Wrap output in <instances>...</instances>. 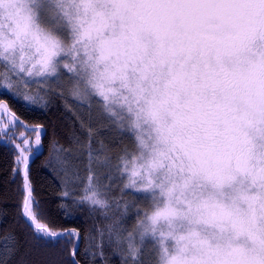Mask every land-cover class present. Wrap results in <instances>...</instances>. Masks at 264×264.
I'll use <instances>...</instances> for the list:
<instances>
[{"label": "clouds", "instance_id": "obj_1", "mask_svg": "<svg viewBox=\"0 0 264 264\" xmlns=\"http://www.w3.org/2000/svg\"><path fill=\"white\" fill-rule=\"evenodd\" d=\"M44 7L60 34L36 71H70L134 139L132 264H264V0H0V37L42 39ZM85 199L111 211L94 182Z\"/></svg>", "mask_w": 264, "mask_h": 264}, {"label": "trees", "instance_id": "obj_2", "mask_svg": "<svg viewBox=\"0 0 264 264\" xmlns=\"http://www.w3.org/2000/svg\"><path fill=\"white\" fill-rule=\"evenodd\" d=\"M0 84L10 86L0 88L4 94L0 96V103L8 109L0 110V264H74L70 255L73 244L62 241L59 245L51 246L36 240L20 213V178L11 175L16 153L8 141L15 144L16 140H20L17 137L23 134L35 139L37 133L9 121V113L30 127L42 126L47 130L46 135L41 134L39 149L31 153L30 175L48 219L57 229L79 231L81 241L76 252V264H132L129 256L123 258L126 244H118L115 237L117 234L127 235L132 230L133 221L138 215V202L130 193L119 190L122 180L114 172L116 162L125 152L133 149L132 135L121 133L96 99L81 101L62 88L55 90L51 87L45 92L40 89L36 91L34 86L26 89L23 85L30 83L23 82L4 64H0ZM53 92L62 95H53ZM23 96L34 100L28 101ZM45 102L47 108H42ZM8 130L14 132L13 137ZM73 135L79 138V143L69 139ZM98 143L106 144L105 150L110 152L111 175L107 176L111 178L110 194L113 200L123 197V194L129 196L131 201L126 217L121 215V208L111 202L115 203L112 212L116 215L111 219V227L106 225L99 210L80 202L87 176L93 172L88 167L89 151L94 157L93 151ZM58 147L63 151H56ZM61 181L65 182L63 186ZM63 191H68L69 196L61 200ZM60 203L66 206L65 210L70 215H62L57 208ZM141 204L146 205V202ZM6 246L14 250L11 256L7 254ZM142 264H149L147 252L143 254Z\"/></svg>", "mask_w": 264, "mask_h": 264}, {"label": "snow or ice", "instance_id": "obj_3", "mask_svg": "<svg viewBox=\"0 0 264 264\" xmlns=\"http://www.w3.org/2000/svg\"><path fill=\"white\" fill-rule=\"evenodd\" d=\"M41 24V23H40ZM47 29L46 32L42 33V39L38 38L34 42L26 43L23 40L17 39L15 34L9 38L8 42L5 43L3 38L0 37V64L8 66L12 71L15 72L16 76L20 78L25 83L37 82L42 87L47 90L51 87L53 82L59 85V81L62 75H70L74 79V75L68 72H61L60 70L56 73H49L45 71H36V69L42 68L43 60L42 56L47 52V39L50 33L59 31V25L56 23L52 27H44ZM0 31H3V28L0 27ZM60 69H64L61 67ZM42 78L41 80H36V78ZM10 87L9 85L0 84V88ZM4 95L0 91V96ZM53 95H62L59 92H53ZM24 99H29L27 96L23 97ZM42 108H47V102L41 105ZM0 110L8 111L7 107L0 103ZM71 111V109H67ZM10 119L18 126L24 127L27 131L37 133L35 136V145H41V134L46 135L47 130L40 127H30L25 124L22 120L15 117L14 114L9 113ZM83 130V129H82ZM21 140L22 144L27 146L29 140L26 136L20 135L17 137ZM74 143H79V138L75 135L69 137ZM11 144L12 150L16 153L13 160V168L11 175L13 178L19 176L20 185L18 191L22 193V201L20 204V213L28 223L32 230V234L38 241H43L45 245L56 246L59 245L62 241H66L74 246L71 249L70 255L74 264H76V252L79 247L80 233L77 229H57L51 220L48 219L46 211L42 206L41 200L36 195L35 185L31 179L30 175V163L31 158L28 155L24 154L25 149L14 144L11 140L8 141ZM56 151H63L62 148H56ZM90 150V145H89ZM34 154V153H33ZM130 153L126 152V156ZM89 159H92L91 150L89 151ZM124 157H121L123 161ZM47 167V165H45ZM91 171V170H90ZM123 172V171H122ZM93 182V176L90 174L87 178V184L84 188V195L81 197V201L87 204L85 195L88 192L89 183ZM65 182L61 181L63 186ZM69 196L68 191H63L60 195V199H67ZM58 210L61 211L62 215L68 216V213L65 209L66 206L63 203H60L57 206ZM47 221V222H43ZM7 254L11 256L13 254V249H7Z\"/></svg>", "mask_w": 264, "mask_h": 264}, {"label": "rangeland", "instance_id": "obj_4", "mask_svg": "<svg viewBox=\"0 0 264 264\" xmlns=\"http://www.w3.org/2000/svg\"><path fill=\"white\" fill-rule=\"evenodd\" d=\"M39 23H41V25L43 27H48V28H50V27H52L53 25L56 24V19L53 17V15L51 14L50 10L47 7L41 8L39 10ZM54 33L60 34L59 31H56ZM60 71L61 72L71 73L70 71H68L66 69H60ZM12 72L15 73L14 71H12ZM41 79L42 78H39V77L36 78V80H41ZM74 81H75V79L72 76H70V75H62V77H61V79L59 81V85H57V83L53 82L51 84V87L54 88L55 90L60 89V88L66 89L68 91L67 92L68 94L70 92L71 95H73V90L72 89H73ZM32 86H34L36 88V91L38 89H40V91H44V92L47 91V90L49 91V89L51 88L50 87L47 90H45V88L42 87L37 82H35V83L32 82V83H30L28 85L27 84H24L23 85V87L24 88L26 87V89H30V87H32ZM73 97H77V96L73 95ZM35 98H36V96H35ZM78 99L81 100V101H90L91 99L92 100L93 99H96L100 103V105H101V102L97 98H95V97H91L90 99H87V100H83V99H80V98H78ZM29 100H34V99H28V101ZM9 121H12V120L9 118ZM117 129H119V131L121 133H128L126 131L121 130L118 126H117ZM8 134L13 137L14 132H11L10 130H8ZM128 134H130V133H128ZM23 136H25V135L23 134ZM28 140H29V144L27 146H25L24 144H22L21 140H19V141L16 140L15 141V144L18 145V146H20L21 148H24L25 149L24 154L31 157V155H32L31 153L34 152V151H37L39 149V145H35V142H34L35 139L28 138ZM106 147H107L106 144L104 145L103 143H98V146L93 151V154L95 156L92 157L91 160L89 159V162H88L89 165H88V167H89L90 170H93V172L91 173V175L93 176V182L107 195V197L110 199L111 202H115L117 204V206H118L119 209L123 205L130 206L131 205V203H130L131 201L129 199L130 198L129 196L122 194L121 196H123V197H121V198L118 197L117 200H113V198H112V196L110 194V190H111V188H110L111 187L110 179L111 178L108 177V176L111 175V172H109V166H110V162H111V156H110L109 150H105ZM133 150H134V146H133V149H131L130 151H127V153H131ZM123 157H126V152L124 153V156ZM66 161L69 162V160H66ZM101 167H104V169L101 170L100 169ZM115 167H116V169L114 170L115 174H117V176L119 178H121V180H122L121 181V185L119 184V187H120L119 190H123V191H125L127 193H130L134 198H136L135 199V202H138V205H140V203H143L144 201L147 203L146 197H145V195L143 193L138 192V191H136V190H134L132 188H126L125 187V183L127 181V174L124 173V172H122L123 163H122L121 158H120V160H118L116 162V166ZM67 169H69V164H67ZM103 171H104V173H103ZM110 171H111V168H110ZM87 178H88V176H87ZM84 183H86V182H84ZM123 191H120V193H123ZM83 195H84V193H83ZM116 195H120V194L117 193ZM137 197H139V200L137 199ZM81 203H83V202H81ZM115 203H111L112 204V207H114L113 205H115ZM112 210L113 209L111 208V211L109 212V214L107 216L103 215L100 212L102 219L106 220V225H108L109 227H111V219L116 218V215L113 214L114 211L112 212ZM135 222H136V219H135V221H133L132 228L134 227ZM127 257H128V255L126 254V252L124 250L123 251V258H127Z\"/></svg>", "mask_w": 264, "mask_h": 264}, {"label": "water", "instance_id": "obj_5", "mask_svg": "<svg viewBox=\"0 0 264 264\" xmlns=\"http://www.w3.org/2000/svg\"><path fill=\"white\" fill-rule=\"evenodd\" d=\"M80 241H81V239L79 240V244H80Z\"/></svg>", "mask_w": 264, "mask_h": 264}, {"label": "flooded vegetation", "instance_id": "obj_6", "mask_svg": "<svg viewBox=\"0 0 264 264\" xmlns=\"http://www.w3.org/2000/svg\"><path fill=\"white\" fill-rule=\"evenodd\" d=\"M110 182H111V179H110Z\"/></svg>", "mask_w": 264, "mask_h": 264}]
</instances>
